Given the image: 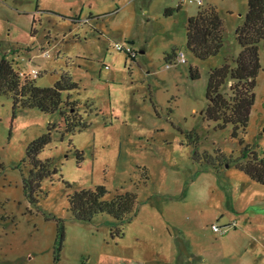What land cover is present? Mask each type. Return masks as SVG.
Returning <instances> with one entry per match:
<instances>
[{"label":"rangeland","instance_id":"1","mask_svg":"<svg viewBox=\"0 0 264 264\" xmlns=\"http://www.w3.org/2000/svg\"><path fill=\"white\" fill-rule=\"evenodd\" d=\"M200 2L0 0V57L40 88L52 87L68 73L78 85L71 100L79 103L88 124L66 133L58 112H13L10 95L0 96V264L235 261L218 260L215 252L232 248L211 228L229 222L236 208L264 223L259 194L264 188L240 192L244 185L238 181L223 180L206 165L200 171L190 158L187 137L191 131L198 135L200 152L237 158L242 139L264 156V41L258 45L261 71L247 132L234 139L230 125L215 130L216 124L206 119V90L210 71L240 52L235 31L245 19L248 0ZM207 6L215 7L222 21V48L201 61L186 46V28L188 19ZM190 70L198 79L191 78ZM31 71L36 78L27 76ZM49 129L50 142L38 159L49 163L52 174L31 204L24 191L31 170L26 150ZM227 166L228 173L237 171ZM96 187L106 190V200L136 194V216L120 225L106 215L91 223L73 220L68 197ZM58 221L64 225V242L55 263ZM191 223L201 231L187 237L181 227ZM114 228L122 231L121 238H111ZM198 252L203 261L187 256Z\"/></svg>","mask_w":264,"mask_h":264},{"label":"trees","instance_id":"2","mask_svg":"<svg viewBox=\"0 0 264 264\" xmlns=\"http://www.w3.org/2000/svg\"><path fill=\"white\" fill-rule=\"evenodd\" d=\"M222 21L215 7H200L197 13L188 19L186 28V46L198 60L205 61L216 56L222 48ZM235 40L240 47L239 54L230 63H225L210 71L206 97L209 101L205 116L215 123L216 129L232 128L234 139L245 135L250 113L255 103L254 89L256 79L261 71L258 45L264 41V0H248L245 19L236 31ZM192 79H198L196 72L190 70ZM78 85L70 75L62 73L59 80L49 88H40L29 77L20 78L6 57H0V96L10 95L12 111L18 109H36L45 114L59 113L66 133L86 129L88 124L79 113V103L71 100V93L77 91ZM66 93L65 100L62 94ZM67 109V112L64 110ZM90 108L89 105L85 109ZM50 129L46 134L29 144L26 156L31 170L24 180L26 198L31 204L38 201L41 182L51 176L49 163H42L38 155L50 142ZM187 139L192 147V162L208 166L217 172L219 166L233 164L234 167L251 181L264 187V156L256 152L255 146L244 144L239 139L240 154L233 158L221 151L214 154L199 151V137L191 131ZM204 170V169H203ZM39 193V194H38ZM106 190L96 187L93 191L82 190L68 197V212L73 220L91 223L99 215L110 217L117 225L129 221L136 212V194L125 192L106 200ZM116 228V227H115ZM112 229V239L121 238L123 233ZM64 225L57 223L56 248L54 262L60 260L63 249Z\"/></svg>","mask_w":264,"mask_h":264},{"label":"crops","instance_id":"3","mask_svg":"<svg viewBox=\"0 0 264 264\" xmlns=\"http://www.w3.org/2000/svg\"><path fill=\"white\" fill-rule=\"evenodd\" d=\"M228 170H230L229 166L224 167L223 169H220L218 172L214 173L223 180L229 181L232 179L243 184L244 187L240 190V192H243L244 189L256 192V187H260V185L251 181L247 176L243 175V173L241 174L240 171L232 169V171L228 173ZM259 194L261 197H264V193ZM251 204H253L252 199L249 202V205ZM135 214L133 217L136 216ZM228 219L229 222L219 226L221 229L226 230V233L221 237L222 239H220V242L226 244L227 247L231 246L232 250L230 251L228 248V251H224L223 247L218 252H215V254L220 256H218V260L226 257L227 260H235L232 264H264V223L257 222V220L253 219L252 216L247 217L243 213L242 209L239 208H236L235 215H232ZM234 223L235 227H232ZM198 226L199 224L196 223L187 224L186 226L181 227L182 234H185L187 237H189L191 232L195 233L197 231H201V228L199 229ZM231 230H234V232L228 233ZM183 246H185V244L182 241L181 247H179L183 249ZM223 253H226V255L223 256ZM236 254L237 256H235ZM194 255L191 256L187 254L188 257H193V259L203 261L204 256L202 255L204 254L198 252L196 256Z\"/></svg>","mask_w":264,"mask_h":264},{"label":"built area","instance_id":"4","mask_svg":"<svg viewBox=\"0 0 264 264\" xmlns=\"http://www.w3.org/2000/svg\"><path fill=\"white\" fill-rule=\"evenodd\" d=\"M198 4L200 5L201 4V2H200V0H198ZM118 50L121 52L122 51V49L119 47L118 48ZM132 56H133V53L131 54ZM20 76H24V74L23 73H20ZM27 76H32V78H36L37 77V72H35V71H31V72H29L28 73V75ZM232 227H235V223L232 225ZM212 231L214 232V233H216V234H222V235H224L225 233H226V230H224V229H221L219 226H217V225H213L212 226Z\"/></svg>","mask_w":264,"mask_h":264},{"label":"water","instance_id":"5","mask_svg":"<svg viewBox=\"0 0 264 264\" xmlns=\"http://www.w3.org/2000/svg\"><path fill=\"white\" fill-rule=\"evenodd\" d=\"M228 167V166H227Z\"/></svg>","mask_w":264,"mask_h":264}]
</instances>
